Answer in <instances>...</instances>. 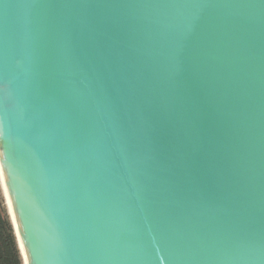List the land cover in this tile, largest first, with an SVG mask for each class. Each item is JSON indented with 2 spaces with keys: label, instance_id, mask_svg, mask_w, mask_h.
<instances>
[{
  "label": "water",
  "instance_id": "1",
  "mask_svg": "<svg viewBox=\"0 0 264 264\" xmlns=\"http://www.w3.org/2000/svg\"><path fill=\"white\" fill-rule=\"evenodd\" d=\"M0 170L24 264H264V0H0Z\"/></svg>",
  "mask_w": 264,
  "mask_h": 264
},
{
  "label": "trees",
  "instance_id": "2",
  "mask_svg": "<svg viewBox=\"0 0 264 264\" xmlns=\"http://www.w3.org/2000/svg\"><path fill=\"white\" fill-rule=\"evenodd\" d=\"M8 210L0 200V264H24Z\"/></svg>",
  "mask_w": 264,
  "mask_h": 264
},
{
  "label": "rangeland",
  "instance_id": "3",
  "mask_svg": "<svg viewBox=\"0 0 264 264\" xmlns=\"http://www.w3.org/2000/svg\"><path fill=\"white\" fill-rule=\"evenodd\" d=\"M1 182H2V181H0V200L3 201V203H4L5 207H6V209L8 210V206H7V202H6V197H5V195H3V194H4V190H3V187H2ZM8 213H9V212H8Z\"/></svg>",
  "mask_w": 264,
  "mask_h": 264
},
{
  "label": "bare ground",
  "instance_id": "4",
  "mask_svg": "<svg viewBox=\"0 0 264 264\" xmlns=\"http://www.w3.org/2000/svg\"><path fill=\"white\" fill-rule=\"evenodd\" d=\"M0 181H2L1 170H0ZM1 184H2V187H3V190H4V194L3 195H5L6 193H5L3 181L1 182ZM5 197H6V195H5Z\"/></svg>",
  "mask_w": 264,
  "mask_h": 264
}]
</instances>
